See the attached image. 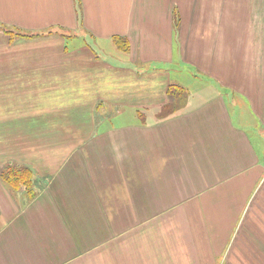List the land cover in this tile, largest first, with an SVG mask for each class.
Masks as SVG:
<instances>
[{"label":"crops","instance_id":"crops-1","mask_svg":"<svg viewBox=\"0 0 264 264\" xmlns=\"http://www.w3.org/2000/svg\"><path fill=\"white\" fill-rule=\"evenodd\" d=\"M0 264H264V0H0Z\"/></svg>","mask_w":264,"mask_h":264},{"label":"trees","instance_id":"trees-1","mask_svg":"<svg viewBox=\"0 0 264 264\" xmlns=\"http://www.w3.org/2000/svg\"><path fill=\"white\" fill-rule=\"evenodd\" d=\"M176 93V92H175ZM180 94V93H179ZM175 108H173L172 103L167 107L166 111H173ZM1 176L3 180L14 187H17L19 185H26L28 186V189L32 191V185H33V174L32 172L27 168H13L9 167L6 170H3L1 173Z\"/></svg>","mask_w":264,"mask_h":264}]
</instances>
